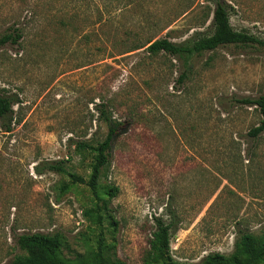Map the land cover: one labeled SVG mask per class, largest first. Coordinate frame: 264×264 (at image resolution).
I'll list each match as a JSON object with an SVG mask.
<instances>
[{
	"label": "rangeland",
	"instance_id": "rangeland-1",
	"mask_svg": "<svg viewBox=\"0 0 264 264\" xmlns=\"http://www.w3.org/2000/svg\"><path fill=\"white\" fill-rule=\"evenodd\" d=\"M231 27L264 41V0H221ZM214 0H0V94L14 102L0 125V264L22 255L16 238L58 233L69 259L102 233L124 264H144L156 220L173 223L167 264L227 255L238 230L264 231V132L236 102L264 93V49L227 45L188 66L145 45L210 35ZM137 47V49H136ZM183 72L187 77L178 84ZM122 123L95 194L92 155L75 142L104 139L100 113ZM62 162L83 183L49 164ZM66 187V189H61ZM97 196V197H95Z\"/></svg>",
	"mask_w": 264,
	"mask_h": 264
},
{
	"label": "trees",
	"instance_id": "trees-1",
	"mask_svg": "<svg viewBox=\"0 0 264 264\" xmlns=\"http://www.w3.org/2000/svg\"><path fill=\"white\" fill-rule=\"evenodd\" d=\"M210 35L195 34L188 40L181 43H173L165 38L152 41L145 45V51L151 55L164 53L180 59L186 67L190 58L203 52L214 51L218 47L227 45H257L264 49V41L245 32L235 31L229 22L227 6L221 0H214ZM18 35L6 34L0 37V47L9 42H16ZM137 49V47H136ZM187 77L183 72L179 75L177 83H183ZM237 103L246 106H255L259 112L260 120L257 126L253 127L248 136L257 138L264 132V93L256 99L242 98ZM14 102L8 97L0 94V125L4 132L11 130L12 106ZM100 113L104 115L107 124V132L104 139L95 144L86 142H75L74 150L78 152L87 151L92 155L91 171L87 181V187L95 194L96 185L101 170L107 164V153L111 148L113 138L119 133L122 123L112 121L106 116L101 105ZM49 169L57 173L65 174L72 184L83 183V180L75 174L68 173L62 166V162L49 164ZM61 189H66L62 187ZM97 197V196H95ZM105 208L95 205L83 211L85 219L92 221L100 230L95 241V247L83 255H76L74 259L64 256V242L58 233L21 235L16 238L17 246L22 255L16 256L9 264H124L112 252V248L105 241L101 226L104 219L113 220L109 214L103 211ZM106 216V218H105ZM173 223L166 224L164 221L156 220V229L152 232L148 241L149 249L145 253L144 264H167L169 256L170 235L176 230ZM192 264V263H182ZM199 264H264V231L259 235H253L249 231L238 230L231 253L224 255L219 252H212L206 255Z\"/></svg>",
	"mask_w": 264,
	"mask_h": 264
}]
</instances>
